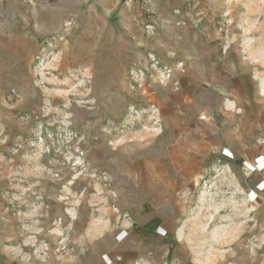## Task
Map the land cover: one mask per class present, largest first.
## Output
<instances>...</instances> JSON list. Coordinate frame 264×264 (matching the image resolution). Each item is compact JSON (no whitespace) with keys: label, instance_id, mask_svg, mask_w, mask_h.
<instances>
[{"label":"rangeland","instance_id":"rangeland-1","mask_svg":"<svg viewBox=\"0 0 264 264\" xmlns=\"http://www.w3.org/2000/svg\"><path fill=\"white\" fill-rule=\"evenodd\" d=\"M262 216L264 0H0V264H241Z\"/></svg>","mask_w":264,"mask_h":264},{"label":"crops","instance_id":"crops-1","mask_svg":"<svg viewBox=\"0 0 264 264\" xmlns=\"http://www.w3.org/2000/svg\"><path fill=\"white\" fill-rule=\"evenodd\" d=\"M259 218L260 217H258V221H259ZM262 219L264 220V216H262ZM259 229L261 228L259 227ZM253 238H254L253 244L248 245L247 247H244L245 248L243 252L244 257L242 259H239V263L241 264H249V263L250 264H262V262L264 261V230L262 232L260 230L255 231ZM260 254L263 257L260 258ZM225 255L228 256V254H225ZM218 262H221L222 264H224V261L219 260V257H218Z\"/></svg>","mask_w":264,"mask_h":264}]
</instances>
